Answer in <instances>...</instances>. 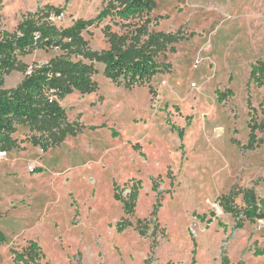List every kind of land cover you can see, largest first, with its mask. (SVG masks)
<instances>
[{"label":"rangeland","instance_id":"374dc122","mask_svg":"<svg viewBox=\"0 0 264 264\" xmlns=\"http://www.w3.org/2000/svg\"><path fill=\"white\" fill-rule=\"evenodd\" d=\"M112 1L0 0V30L34 13L67 28ZM152 1L126 25L88 27L78 47L19 55L4 75L8 92L41 65L80 61L96 87L51 96L70 128L54 130L47 144L21 123L14 145L0 150V264H17L11 250L30 241L41 256L25 255V264H264V220L237 228L219 205L233 195L242 207L245 189L264 195V80L250 79L264 61V0ZM105 26L123 47L147 40H136L138 26L176 41L155 56L161 69L148 82L129 86L94 58L110 46ZM132 179L141 185L128 214L114 184ZM122 220L130 225L119 233Z\"/></svg>","mask_w":264,"mask_h":264},{"label":"trees","instance_id":"16d2710c","mask_svg":"<svg viewBox=\"0 0 264 264\" xmlns=\"http://www.w3.org/2000/svg\"><path fill=\"white\" fill-rule=\"evenodd\" d=\"M152 6V0H113L93 18L78 19L67 28H56L50 21L42 20L41 16L34 13L19 22L12 32L0 30V150L14 145L11 135L15 132V126L21 123L40 133L37 141L47 144L46 138L55 134L54 130L70 128L64 110L51 100V96L62 98L72 90L85 93L96 87V83L87 76L90 66L80 61L64 60L56 64L41 65L25 76L15 89L6 92L2 89L4 75L16 67L19 55L29 53L35 48L68 50L78 47L82 44L80 34L88 27L105 19L114 21L117 25H126L131 19L148 13ZM108 27L105 26L103 30L109 37L110 46L100 54H95L94 58L103 62V74L113 81L129 86L148 82L161 69L162 64L157 62L155 56L165 52L176 41L174 34L159 31L148 33L138 26L136 40L139 41V37L145 35L147 40L139 48L130 45L123 47L125 40L121 42ZM116 42L122 43L121 46ZM250 79L259 84L263 82L264 61L257 60L252 66ZM226 93L231 95L232 91L228 90ZM218 97L220 100L224 99L223 94ZM254 129V126L250 129L249 146L256 141ZM179 135H182V131ZM140 185V180L134 179L124 183L121 188L114 184V196L123 203L124 211L128 214L133 212ZM124 190L128 191L125 195ZM240 193L243 202L240 208L232 205L233 195H225L219 200L223 211L237 219L235 227H241L245 219L264 220V195L256 197L252 189H245ZM139 222L143 223L141 220ZM127 225H130L128 220L118 221L116 230L120 233ZM139 232L144 233L141 230ZM4 240V235L0 232V243ZM11 253L13 263L17 264L26 263L25 255L32 258L41 256L39 246L33 241L28 242L23 250L12 249ZM257 254H264V248L257 251Z\"/></svg>","mask_w":264,"mask_h":264},{"label":"built area","instance_id":"2783aa9c","mask_svg":"<svg viewBox=\"0 0 264 264\" xmlns=\"http://www.w3.org/2000/svg\"><path fill=\"white\" fill-rule=\"evenodd\" d=\"M258 220H259V222H260V223H262V222H263V219H258Z\"/></svg>","mask_w":264,"mask_h":264}]
</instances>
